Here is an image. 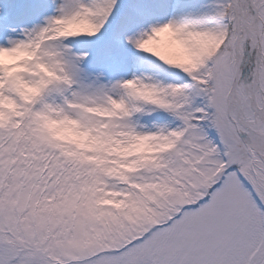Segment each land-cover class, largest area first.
I'll return each mask as SVG.
<instances>
[{"label":"snow or ice","instance_id":"snow-or-ice-1","mask_svg":"<svg viewBox=\"0 0 264 264\" xmlns=\"http://www.w3.org/2000/svg\"><path fill=\"white\" fill-rule=\"evenodd\" d=\"M0 264H264V0H0Z\"/></svg>","mask_w":264,"mask_h":264}]
</instances>
